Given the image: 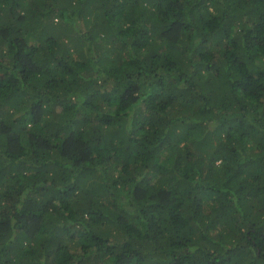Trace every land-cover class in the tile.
I'll return each instance as SVG.
<instances>
[{
  "label": "trees",
  "instance_id": "obj_1",
  "mask_svg": "<svg viewBox=\"0 0 264 264\" xmlns=\"http://www.w3.org/2000/svg\"><path fill=\"white\" fill-rule=\"evenodd\" d=\"M0 264H264V0H0Z\"/></svg>",
  "mask_w": 264,
  "mask_h": 264
}]
</instances>
